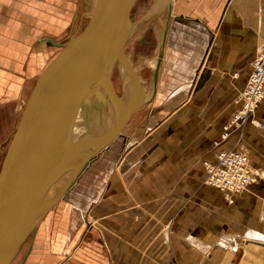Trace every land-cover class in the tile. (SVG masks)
<instances>
[{"label":"crops","instance_id":"crops-1","mask_svg":"<svg viewBox=\"0 0 264 264\" xmlns=\"http://www.w3.org/2000/svg\"><path fill=\"white\" fill-rule=\"evenodd\" d=\"M25 10L29 9L24 1L0 0L1 42L24 41L30 22ZM169 13L170 59L176 73L189 81L187 88L196 84V98L188 99L187 105L200 112L181 118L197 125L182 123L179 128L182 135L176 147L182 162L154 164L155 141L145 156L146 166L139 164L136 147L129 152V160L111 184L117 190L112 196L116 212H97L108 220L102 229V258L106 264H237V250L244 251L245 242L264 244V127L247 125L242 137L232 129L221 146L234 150L242 146L248 155L256 178L242 192H221L203 183L204 168L197 158L215 162L219 149L213 141L236 104L256 52L264 49V0H173ZM68 52L60 51L52 67ZM5 56L0 58L8 65L17 63L22 54ZM31 96L23 103L24 110ZM9 110L0 108V128L11 123L14 114L16 118L15 108ZM253 117L264 123V100ZM49 225L39 236L36 264H57L55 242L53 257L48 253ZM92 257L96 259L94 253Z\"/></svg>","mask_w":264,"mask_h":264},{"label":"rangeland","instance_id":"rangeland-1","mask_svg":"<svg viewBox=\"0 0 264 264\" xmlns=\"http://www.w3.org/2000/svg\"><path fill=\"white\" fill-rule=\"evenodd\" d=\"M13 1H24V6L29 9L25 10L24 14L29 16L30 22L22 43L0 41V55L3 58L8 53L22 54L17 63L8 65L3 64L2 62L5 63V61L0 58V108L7 107L12 111L15 108L17 118L16 121L14 114L12 122L6 127L3 125L0 128V166L19 125L27 99L34 92L35 87H39L52 68L56 55L65 49L71 51L79 43L82 36L84 11L83 0ZM152 1H134L130 12V29L134 25L138 31L124 46V56L137 84L135 93L139 98H142L141 104L125 123L124 127L127 124L125 130L123 127L120 135L108 147L78 168L70 183L42 220L34 243L31 238H28L24 249L11 264H36L40 257L38 256V239L47 223L50 224V228L46 231L48 232V253L52 257L54 252L58 254L56 256L57 264H106L105 259L102 258L101 237L102 229L107 227L108 220L101 218L97 212H116L117 205L112 196L116 195L117 190L116 187L112 188L111 184L117 179L120 166L129 160V152L136 147V155L140 156L139 164L146 166L148 160L145 156L155 141L154 164L160 166L167 162H182L176 147V143L180 141V135H182L178 131L184 123L185 125L188 123L186 118L183 123L181 118L183 114L197 115L200 113L197 107L187 105L189 100L196 98V84L191 83L187 88L189 81H186V76L176 73L178 68L172 64L170 59L171 50L167 47L165 37L171 25L169 9H164L162 14L156 17L158 21L154 18L155 22H147ZM51 41L58 44L69 42V45L59 47ZM10 65H13V68ZM249 76L250 74L238 92L236 104L222 125L218 139L213 141V146L217 150L219 149L217 152L230 150L221 148V146H224L228 140L232 129L238 130L239 136L242 137L247 125H252L255 128L264 127L262 120L253 117L264 99L249 115V120L243 128L229 125L231 115L238 110L241 104V94ZM110 79L107 113L115 115L118 112L117 102L121 98V77L118 65L114 66ZM38 82L40 83L38 84ZM153 83L156 84L155 90ZM207 93L209 94L206 97L210 99L212 95L210 92ZM22 100L24 101L22 102ZM202 109L199 111L202 112ZM100 110L102 111V108L98 102L93 123L94 129ZM257 123H260L261 126H257ZM188 124L194 128L197 125L195 122ZM184 136L185 143H187L188 135ZM193 138H196L195 133ZM240 140L238 139L237 142L241 143ZM236 151H241L246 155L249 169L255 181L256 176L251 170L247 153L244 152L242 146ZM184 157L189 156L185 155ZM203 161L204 156L197 158V162L203 166L206 175V164L215 163L216 159L215 162ZM205 175L203 183H205ZM54 242L57 244V250L53 252L52 244ZM245 243L247 244H245L244 251L241 248L237 250V264H264V244ZM93 253L96 259L92 257Z\"/></svg>","mask_w":264,"mask_h":264},{"label":"water","instance_id":"water-1","mask_svg":"<svg viewBox=\"0 0 264 264\" xmlns=\"http://www.w3.org/2000/svg\"><path fill=\"white\" fill-rule=\"evenodd\" d=\"M134 1L98 0L84 38L81 36L77 46L50 69L33 92L0 166V264L10 262L21 241L44 219L78 168L120 135L141 104L124 56ZM52 42L59 47L69 45ZM113 61L121 74L119 114L84 142L57 177L44 182L45 167L62 135Z\"/></svg>","mask_w":264,"mask_h":264},{"label":"bare ground","instance_id":"bare-ground-1","mask_svg":"<svg viewBox=\"0 0 264 264\" xmlns=\"http://www.w3.org/2000/svg\"><path fill=\"white\" fill-rule=\"evenodd\" d=\"M171 4H172V0H153L151 8L149 9L150 11L148 14L147 22L148 23L155 22L154 18L156 19V17H159L166 8L169 9L170 11ZM97 5H98V0H83L84 11L82 16V38H84L86 32L89 29ZM156 20L158 21V19ZM136 31L138 30L133 25L132 28L129 30L125 45L136 34ZM166 35L167 32L165 34V37ZM116 65L117 62L113 61L108 66L104 74L98 79V81L95 83L93 88L90 90L87 97L80 105L79 109L76 111L72 119L70 128L68 130L66 129V131L62 135L49 163L45 167V172L42 179L44 182H51L55 177H57L63 171L65 165L71 160L74 154L78 151V149L84 144V142L87 139L91 138L94 134L98 133L103 128L111 124V122L119 114V111L115 115H108L107 113L108 96L110 92V81H111L110 78L114 66ZM153 85L155 86V83H153ZM98 102H100V107L102 108V111L101 110L100 112L98 111V120L94 129L93 123H94ZM41 224L42 221H39L27 233V235L19 244L18 248L16 249L15 253L13 254L8 264H11L12 261L16 258V256L24 249V245L28 238H31V241L34 243L36 232L37 230L39 231ZM261 240H264V238H261Z\"/></svg>","mask_w":264,"mask_h":264},{"label":"built area","instance_id":"built-area-1","mask_svg":"<svg viewBox=\"0 0 264 264\" xmlns=\"http://www.w3.org/2000/svg\"><path fill=\"white\" fill-rule=\"evenodd\" d=\"M264 99V49H261L251 63V73L241 94V104L231 115L230 126L243 128L249 115ZM257 126H261L257 123ZM205 183L220 190L238 193L253 183L248 159L241 151L225 150L216 154L215 163L205 167Z\"/></svg>","mask_w":264,"mask_h":264}]
</instances>
